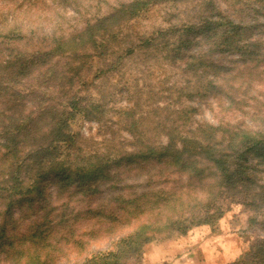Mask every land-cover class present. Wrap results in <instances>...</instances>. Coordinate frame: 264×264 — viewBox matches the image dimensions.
<instances>
[{"label": "trees", "instance_id": "trees-1", "mask_svg": "<svg viewBox=\"0 0 264 264\" xmlns=\"http://www.w3.org/2000/svg\"><path fill=\"white\" fill-rule=\"evenodd\" d=\"M36 1L15 0V4L28 2L26 7H31ZM192 1L195 10L187 21L137 41L127 35L126 27L160 0L119 3L108 14L87 19L81 29L58 35L46 30L44 37H35L36 29L29 21L26 26L23 21L8 25L0 41V251L4 243L13 247L5 239L7 215L11 216L18 204L22 206L25 201L35 200V194L44 193L50 178H60L61 187L70 182L80 186H85V181L101 183L109 180V166L132 163L135 158L155 157L163 163L158 173L147 176L146 182H162L170 174L165 170L171 168L187 174L190 180H198L199 195L193 202H186L160 189L134 197L144 200L136 210L148 211L147 221L118 239L113 249L97 253L82 264H129L161 234L185 235L195 226H216L234 203L255 214L264 212V127L198 121L194 118L195 108L186 104L182 109L173 108L178 110V118L168 117L169 124L157 123L165 132L145 138L129 106L123 114L128 115L126 130L132 136V151L124 145L112 153L115 155L110 160L90 155L95 161H85L78 153L70 120L77 115L100 120L105 107L103 102L83 95V90L88 91L97 77L115 73L125 59L139 53L162 52L170 63H181L190 75L185 83L187 98L196 94L204 99L220 93L230 104L235 102L240 87L232 83L240 76L230 74V67L215 55L235 53L251 60L258 58L260 45L250 41L249 35L256 29L264 32V21L258 17L264 0H237L233 8L223 7L222 0ZM61 59H66L62 67ZM104 63L109 66L107 70L102 68ZM210 68L219 73H208ZM35 79L37 83H32ZM193 79L200 84L195 80L198 85H191ZM175 205H179V213L168 215L176 212ZM257 223L264 231V218ZM27 230L23 234L26 264H47L49 255L43 258L30 249L44 245L50 228L45 222L33 221ZM248 248L231 264H264V236L256 237Z\"/></svg>", "mask_w": 264, "mask_h": 264}, {"label": "rangeland", "instance_id": "rangeland-1", "mask_svg": "<svg viewBox=\"0 0 264 264\" xmlns=\"http://www.w3.org/2000/svg\"><path fill=\"white\" fill-rule=\"evenodd\" d=\"M129 1L46 0L43 3L37 0L36 5L26 7L28 2L20 6L18 1L15 4V0H0V41L4 39L2 35L6 34L8 25L14 22L23 21L26 26L29 21L36 29L35 37H44L46 30L58 35L81 29L87 19L106 15L119 3ZM222 1L223 7L233 8L237 5V0ZM194 4L192 0H160V4L130 22L125 31L136 41L137 38L155 34L159 29L187 21L188 16L194 14ZM261 11L258 17L264 21V9ZM249 36L250 41L260 45V51L256 54L258 58L251 60L235 53L215 55L225 67H230V74L240 76L234 83L230 82L240 87L235 102L231 104L220 93L208 95L204 99L196 94L187 98L189 92L186 91L185 83L189 73L180 66L181 63H170L162 52L139 53L125 59L115 73L109 72L97 77L94 85H90L88 91L83 90L82 94L103 102L105 107L102 117L100 120H88L77 115L70 120L72 133L77 136L79 155L85 161L97 160L90 155L110 160L115 155L112 153L121 146L125 145L124 148L132 151V136L126 130L128 115L123 114L129 106L133 108L131 113L137 118L145 138L162 133L164 127H157V123L165 122L168 117L178 118L175 113L178 110L173 108L182 109L186 104L195 108L194 118L198 121L214 124L229 122L251 129L263 128L264 32L256 29ZM259 36L261 38L257 39ZM32 40L34 43V37ZM59 62L62 67L66 59ZM108 67L107 63L102 65L103 70ZM207 72L219 73L213 68ZM195 80L200 84L198 79ZM195 80L191 85L197 84ZM32 83H37V80ZM159 164L163 163L155 157L150 160L135 158L132 163L114 164L107 168L111 173L109 180H101V183L85 181V186L70 182L65 184L66 187H61L60 178H50L44 193L37 197L35 194V200L25 201L22 206L18 204L13 208L12 215H7L9 227L5 239L17 249L4 243L0 251V264H26L27 244L23 234L28 232V225L33 221L45 222L50 233L45 236L43 246L34 245L30 251L37 250L43 258L49 255L47 264H82L97 253L113 249L118 239L147 221L149 212L136 210V205L144 200L134 197L141 193L161 189L169 197L193 202L199 195L200 182L190 180L187 174L178 170L167 168L165 172L170 174L160 183L146 182L150 173L160 171L162 166ZM262 177L264 182V175ZM129 199L136 203L127 202ZM175 207L176 212L171 211L168 215L175 217L179 213V205ZM263 218L264 212L255 214L234 203L216 226H195L185 235L161 234L144 246L142 255L131 258L129 264H231L249 249L256 237L264 236L263 229L257 223ZM20 247L22 249H18Z\"/></svg>", "mask_w": 264, "mask_h": 264}]
</instances>
